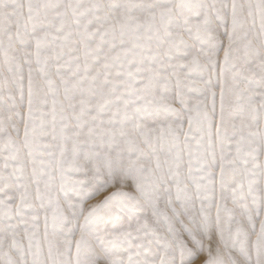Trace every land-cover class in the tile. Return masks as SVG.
Masks as SVG:
<instances>
[{"label": "snow or ice", "instance_id": "6c2138e0", "mask_svg": "<svg viewBox=\"0 0 264 264\" xmlns=\"http://www.w3.org/2000/svg\"><path fill=\"white\" fill-rule=\"evenodd\" d=\"M0 264H264V0H0Z\"/></svg>", "mask_w": 264, "mask_h": 264}]
</instances>
